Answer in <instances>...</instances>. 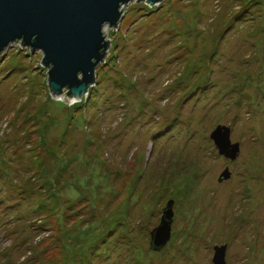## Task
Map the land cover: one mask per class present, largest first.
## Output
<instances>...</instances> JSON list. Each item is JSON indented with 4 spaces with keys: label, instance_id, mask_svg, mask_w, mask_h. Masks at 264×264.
I'll return each instance as SVG.
<instances>
[{
    "label": "rangeland",
    "instance_id": "obj_1",
    "mask_svg": "<svg viewBox=\"0 0 264 264\" xmlns=\"http://www.w3.org/2000/svg\"><path fill=\"white\" fill-rule=\"evenodd\" d=\"M120 9L78 96L42 51L0 52V264H264V0Z\"/></svg>",
    "mask_w": 264,
    "mask_h": 264
},
{
    "label": "water",
    "instance_id": "obj_2",
    "mask_svg": "<svg viewBox=\"0 0 264 264\" xmlns=\"http://www.w3.org/2000/svg\"><path fill=\"white\" fill-rule=\"evenodd\" d=\"M131 0H0V52L21 40L24 46L43 53L49 66V89L68 88L78 96L94 82L95 67L107 46L103 26H115L121 18L120 6ZM141 1V0H137ZM155 5L161 0H148ZM219 153L234 159L238 143H231L229 128L218 126L210 135ZM229 177L228 173L219 180ZM172 201L167 203L161 223L151 232L150 246L161 249L169 240ZM225 245L214 247L213 264H226Z\"/></svg>",
    "mask_w": 264,
    "mask_h": 264
}]
</instances>
